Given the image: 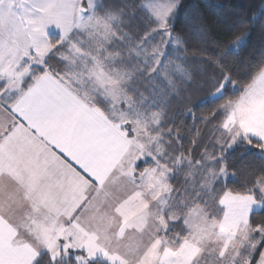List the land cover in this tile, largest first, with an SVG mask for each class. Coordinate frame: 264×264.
<instances>
[{
	"label": "snow or ice",
	"instance_id": "6c2138e0",
	"mask_svg": "<svg viewBox=\"0 0 264 264\" xmlns=\"http://www.w3.org/2000/svg\"><path fill=\"white\" fill-rule=\"evenodd\" d=\"M0 264H264V0H0Z\"/></svg>",
	"mask_w": 264,
	"mask_h": 264
},
{
	"label": "trees",
	"instance_id": "16d2710c",
	"mask_svg": "<svg viewBox=\"0 0 264 264\" xmlns=\"http://www.w3.org/2000/svg\"><path fill=\"white\" fill-rule=\"evenodd\" d=\"M249 0H232L234 4H247ZM190 127L184 129V136L186 141H191L194 137H197V129L199 128V135L203 136L205 139L208 135V129L205 128L203 125L199 124L198 122L193 123L191 119L188 121Z\"/></svg>",
	"mask_w": 264,
	"mask_h": 264
}]
</instances>
